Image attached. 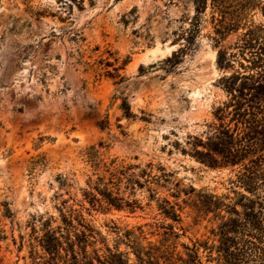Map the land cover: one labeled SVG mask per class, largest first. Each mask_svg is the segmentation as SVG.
<instances>
[{
    "label": "rangeland",
    "instance_id": "1",
    "mask_svg": "<svg viewBox=\"0 0 264 264\" xmlns=\"http://www.w3.org/2000/svg\"><path fill=\"white\" fill-rule=\"evenodd\" d=\"M262 67L264 0H0V264H44L64 217L101 256L134 264L137 243L217 264L219 227L264 178L249 193V159L212 168L197 151L231 101L222 79ZM99 179L136 208L91 206Z\"/></svg>",
    "mask_w": 264,
    "mask_h": 264
},
{
    "label": "trees",
    "instance_id": "2",
    "mask_svg": "<svg viewBox=\"0 0 264 264\" xmlns=\"http://www.w3.org/2000/svg\"><path fill=\"white\" fill-rule=\"evenodd\" d=\"M200 10H203V7H200ZM220 34L223 35V32ZM225 56L223 51L219 52L220 67H224ZM259 78L253 83H249L253 78L247 76L222 79L224 87L232 97L231 101L217 109L215 116L220 125L216 128L214 136L208 138L209 142L203 145L206 152L197 151L198 158L212 168L241 166L249 159L250 166L245 165L246 172L239 177V183L252 194L258 189L256 180L259 177L264 178V172H259L264 169V156H257V153L264 149V75ZM235 81L243 83L238 86ZM231 107L233 110H229ZM231 114L233 121L237 123L234 131L223 123L225 115ZM239 124L245 127L243 134L238 132ZM104 171L111 175V184L117 174L122 175L107 166ZM99 181L100 184L92 188L94 192L85 194L91 206L103 211L109 208H136V202L126 201L118 194L115 195L109 189V183H104L103 179ZM241 203L243 212L234 208L230 211L231 217L223 220L219 227L217 264H264V198L254 200L241 195ZM173 216L175 217V214ZM63 221L68 227L66 233L61 231V228L58 232L47 229L43 235V250L47 255L44 264H131L128 256L119 250L108 249V254L104 256L99 255L97 251L89 252L90 236L75 230L66 217ZM132 249L136 256L134 264H176L173 262V254H160L158 248H146L135 243ZM177 261L181 264H202L197 251L189 255L188 260L180 257Z\"/></svg>",
    "mask_w": 264,
    "mask_h": 264
}]
</instances>
